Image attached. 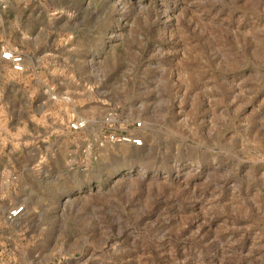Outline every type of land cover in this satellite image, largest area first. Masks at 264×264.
Here are the masks:
<instances>
[{
	"label": "rangeland",
	"instance_id": "rangeland-1",
	"mask_svg": "<svg viewBox=\"0 0 264 264\" xmlns=\"http://www.w3.org/2000/svg\"><path fill=\"white\" fill-rule=\"evenodd\" d=\"M14 15L49 115L1 154L29 200L0 264H264V0H0Z\"/></svg>",
	"mask_w": 264,
	"mask_h": 264
},
{
	"label": "crops",
	"instance_id": "crops-1",
	"mask_svg": "<svg viewBox=\"0 0 264 264\" xmlns=\"http://www.w3.org/2000/svg\"><path fill=\"white\" fill-rule=\"evenodd\" d=\"M3 45L14 54L24 57V70L14 71L11 63L2 59L0 51V159L1 154L9 151L11 146L14 152H17V145L24 144L23 140L30 139L28 134L31 131L29 129L32 122L40 118L47 120L49 115L47 98H44V103L43 99H40L39 110L34 109L38 105L37 101H34L37 94H34L35 82L32 80V77L36 75V67L28 64L30 57L38 55L37 59L40 57L44 61L49 54L45 49L41 50L40 46L34 44L27 28L15 15L11 19L0 17V47ZM36 87L39 88L38 85ZM11 166L15 165L7 162L2 164L0 160V228L5 226L1 219L9 210L21 207L18 206L19 204L27 205L29 200L27 189L21 178L17 177L11 188H4L6 185H3L2 181L8 180L10 174L3 175L2 169H12ZM10 171L14 172V168ZM10 196L13 204H3L2 202L7 203ZM23 209L25 210V206Z\"/></svg>",
	"mask_w": 264,
	"mask_h": 264
},
{
	"label": "built area",
	"instance_id": "built-area-1",
	"mask_svg": "<svg viewBox=\"0 0 264 264\" xmlns=\"http://www.w3.org/2000/svg\"><path fill=\"white\" fill-rule=\"evenodd\" d=\"M1 57L3 60L8 61L12 65V69L16 72H22L24 70V58L23 56L19 54H14L11 50H8L4 47L1 48ZM141 124L138 122L136 123V127H140ZM85 127L84 121H78L70 125V129L73 132L80 131ZM128 142H130L133 146H141V140L140 139H129ZM23 211V207H17L13 210H11L8 213V219L9 220H15L17 219L21 212Z\"/></svg>",
	"mask_w": 264,
	"mask_h": 264
}]
</instances>
